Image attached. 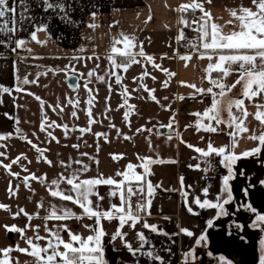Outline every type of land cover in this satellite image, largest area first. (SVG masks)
<instances>
[{"label": "crops", "instance_id": "obj_1", "mask_svg": "<svg viewBox=\"0 0 264 264\" xmlns=\"http://www.w3.org/2000/svg\"><path fill=\"white\" fill-rule=\"evenodd\" d=\"M13 0H9V6H12ZM17 12L15 20L17 31L14 33L0 34V40L4 44H0V88H8L10 91L0 92V135L11 134L8 139L0 140V152L6 154V157L0 156V161L3 165H7L11 160L16 159L19 151L26 145V139L22 140L21 124H20V105H24L25 101L20 98L19 87L21 89L29 88V83H22L20 85L18 80V72L21 68V63L24 65V70L28 71L27 64L35 65L37 63H45L48 70L51 66H57L65 58H72L73 56H81L79 61L90 62L95 58L89 60L87 57L98 56L99 58H107L110 54L111 41L113 38H118L122 32L129 36L136 37L137 48L134 51H139V45L142 43L143 50L146 55L152 56L156 64L160 68H154L152 64L147 63V73H156L159 77L157 85L156 100L160 105H167L168 111L155 122L149 125L147 132H145L144 140L146 144L143 145V152L146 153L145 158H150L154 161H160L149 165L150 175L146 177L151 182L153 187V195L148 197L146 195L147 186L145 185V195L141 197V202L151 199V206L141 213L142 220L136 225L134 229H130L127 225L122 229V232L127 233L125 239L132 245L133 248L139 247L137 240V233L142 232L145 238L149 241L144 245L143 251L152 250L154 255H158L164 261V264H184V254L192 249H195V260H189V264H224L219 258L224 257L225 261L231 260L225 257L221 252L208 257L207 253H211L208 249L209 241L207 239V232L213 230H224L227 236L234 235L239 241L247 243V239L243 235L244 226L248 234L256 239L257 258L260 253L259 241L264 232L258 228L251 227L255 220V213H252L244 207L249 204L247 197L244 195L242 189L252 185L249 188H254L260 185L264 189V185L260 181L264 180V152L259 158H247L237 162L234 170L237 176L230 185L233 190V203L225 205L229 212L227 216H220L217 218L218 209H200L193 201L199 197L201 201L208 199L216 202V197L220 193L222 186V175L227 174L226 170L219 166V157L208 158L211 163V168L208 172L203 169L208 167L204 158H197L199 154L187 147V144L206 149L207 143L211 140L216 147H220L229 142V137L226 134H214L204 131L197 132L194 127H186L190 124H195L197 116L190 113H203L211 104V96L197 95L195 99L191 98L194 89L184 86L181 82L186 84H195L197 88L209 87L207 82L201 81L204 75L202 70L208 64L207 59L198 60L195 57L188 62L187 67L185 61L178 58V55L186 54L180 43H177L176 37L179 35L180 29L183 28L184 33L188 30L191 32L190 36L193 39L196 33L190 28H185L179 24L178 21L183 15L186 19L194 20L202 15L197 10L195 13L189 11L187 13H179L177 9L182 4H190L192 0H61L65 5H71V10L68 15L72 23H66L60 16L62 13L43 10L42 0H26L27 11L19 5V0H15ZM56 2V0H53ZM203 4L204 10L209 12L212 17V22L225 26L224 32L233 30V25L239 22L235 21L229 14L230 9L239 10L241 6L256 10L252 0H199ZM23 12V17L21 13ZM96 13V18L93 21L91 13ZM31 17V19H28ZM151 17V19H149ZM4 19L9 21V27H12L13 16L9 13ZM229 20L233 24H227ZM96 23L99 25L96 29H89V23ZM46 24L47 31L37 32V38L40 41L48 40L46 44H38L31 41L30 34L36 30L37 25ZM109 25H113L109 27ZM195 27V25H193ZM50 36V39H49ZM25 39L27 41L25 48L16 49L15 41ZM123 49V44L116 45ZM83 47L84 52L79 49ZM31 49V51H28ZM119 63L121 57L118 54H112ZM143 60V58L137 57ZM45 61V62H44ZM132 66V65H131ZM130 66V67H131ZM129 67V68H130ZM45 69V70H46ZM167 69L169 75L163 71ZM129 70V69H128ZM131 71V70H129ZM128 76V75H127ZM215 76V73L214 75ZM239 78L238 72H233L224 81L227 85H232ZM78 79V78H77ZM165 83L167 86L165 87ZM156 86L151 85L148 87ZM78 88V87H77ZM76 88V89H77ZM218 91V90H217ZM242 86L237 85L230 93H227L220 104L221 116L227 120V108L229 101L241 96ZM185 97L181 100L179 97ZM27 99V96L23 95ZM167 98V99H165ZM83 102V101H82ZM260 98L253 101L245 100V107L249 113H255L256 103H261ZM26 111V107H23ZM235 112V108H233ZM7 114V115H5ZM33 117V118H32ZM52 120L56 115L32 112L28 113L27 120ZM131 119L132 114L130 115ZM174 118L171 128H168L170 120ZM204 120L203 123H207ZM249 132L243 134V138H238V146L235 149L237 154L245 150H250L257 146V142L250 141L247 136L255 133L259 135L261 131L260 123L253 118L252 115L247 117L245 121ZM226 133L228 129L222 124L220 126ZM163 132L160 133L159 129ZM19 129L20 131H15ZM151 131H148V130ZM155 129V130H152ZM168 130V131H167ZM25 131V129H24ZM172 138L169 139L168 137ZM204 139H201V138ZM136 140V139H135ZM186 143H184V142ZM136 142V141H135ZM77 145V144H76ZM56 150L63 152L65 149L56 148ZM67 150V149H66ZM78 150V149H77ZM142 163V161H141ZM199 165V169L196 168ZM191 166V167H190ZM15 165L11 168V173H14ZM54 169V168H53ZM55 172H57L54 169ZM243 171L245 176H240L239 172ZM62 171H58L60 174ZM136 173H143V168L138 167ZM81 174L80 178L84 179ZM22 177L11 175L4 167L0 166V204L9 205L10 211L0 210V249L15 246L25 248L27 245L21 239L19 233H7L3 225H16L20 228L25 227L28 223L27 217L23 213L19 217L13 219V214L18 212L14 203L19 200V185L22 183ZM183 178V183H181ZM53 179V178H52ZM51 182V181H49ZM11 184L15 195H10L8 189ZM64 186L66 183H62ZM208 188V193L205 196L203 189ZM99 193L105 196L101 202L105 210L109 209L110 203L119 205L118 198H111L107 196L109 186L101 185L98 187ZM185 193L187 195H185ZM226 198V197H225ZM93 206L96 204V197H91ZM191 207L192 214L188 211ZM77 215L81 214V208L75 205L70 208ZM258 213L264 214L260 208H255ZM34 214L35 212H27ZM150 213V214H149ZM48 213L39 212V217H44ZM212 220L213 226L208 227L207 221ZM242 220L245 222L243 225ZM149 225H156L158 232L153 233L149 229L143 228V222ZM31 225L34 227L40 225V235L44 236L43 230L44 221L40 218H33ZM66 223L73 233L81 234L87 237L90 232L84 225L93 224L92 220L85 217L82 221L75 219L68 221H49V227L54 224ZM117 221H103V226L108 233L105 237V252L106 259L109 264H160V261L149 260L143 255L133 257L127 249L121 246V240L117 239L113 244L108 241L111 235L115 232ZM242 225L243 227H237ZM181 229H187L192 232V236L186 235ZM160 233H167L162 235ZM27 236L34 235L31 228L25 233ZM205 235L206 240L201 241L200 245L196 244V240ZM64 239H68L67 233L63 234ZM41 244L44 241L40 242ZM113 247L118 251H113ZM13 264L18 260L19 264H24L26 260L32 258L13 251L11 254ZM214 259V260H213ZM258 264V261L257 263Z\"/></svg>", "mask_w": 264, "mask_h": 264}, {"label": "snow or ice", "instance_id": "obj_2", "mask_svg": "<svg viewBox=\"0 0 264 264\" xmlns=\"http://www.w3.org/2000/svg\"><path fill=\"white\" fill-rule=\"evenodd\" d=\"M211 2V0H208ZM253 5L256 10L253 11L251 8H246L241 6L237 11L235 9H230L229 14L235 21L239 23L233 25V30L229 32H224L223 28L225 26L216 24L212 22L211 14L204 10L203 4L199 0H192L190 4H182L177 9L179 13H187L189 11L195 13L199 10L202 15L194 20L186 19L181 15L178 23L183 25L185 28H190L196 33V36L193 39H188L183 31V28L180 29L179 35L176 37L177 43L184 42V46L190 48L192 51L183 55H178V58L185 61V66L187 67L188 62H190L194 57L198 60L207 59L208 64L206 68L202 70L204 75L201 77V81L207 82L209 87L197 88L195 84H186L181 82L182 85L194 89V92L191 98L195 99L197 95L200 96H211V104L205 109L203 113H190L191 115L197 116L195 124L187 125L186 127H194L197 132L204 131L207 133L214 134H226L229 137V142L223 146L216 147L214 146L211 140L208 141L206 149L196 147L194 145L187 144V147L191 148L193 151L199 154L197 158H204L205 163L208 164V167L203 169L204 172H208L211 168V163L208 158L210 157H219L218 164L222 166L227 174L222 175V186L220 193L216 197V202H212L208 199L201 201L199 197H196L193 201L194 204L198 205L200 209H218L217 218L220 216H227L229 212L225 208V205L233 203L234 196L233 190L230 185V181H233L237 172L234 170V166L238 161L247 158H259V156L264 152V102L256 103L255 113H249L245 107V100L253 101L256 98H260L261 101H264V0H252ZM43 10L48 12L52 10L53 12L62 13L60 19L66 23H72L68 13L71 10V5H65L61 0H42ZM19 5L27 11L26 0H19ZM17 12L16 2L13 0L12 6H9V0H0V34L14 33L17 31L15 14ZM9 13L12 14L13 19L11 21L12 27H9V21L4 19ZM23 17V12L21 13ZM91 17L93 21L96 18V13L92 12ZM31 19V17H28ZM151 19V17H149ZM227 24H233L232 20H229ZM195 25V27H193ZM113 25H109L112 27ZM89 29H96L99 27L96 23L92 22L87 25ZM47 31V25L41 24L36 26V30L30 34L31 41H34L38 44H46L48 40L40 41L37 38V32ZM50 39V36H49ZM5 42L0 40V44ZM27 41L25 39H19L15 41L16 49L25 48ZM123 44V49L117 47L116 45ZM136 37L129 36L124 33H120L118 38H113L111 41L110 54L107 56L109 63L112 66V70L107 72L106 75L114 76L115 83L121 84V76L117 74L116 69H122L127 71L128 68L137 63H141L137 57L143 58L146 63L152 64L154 68H160V65L156 64L152 56L145 54L143 50L142 43L139 45V51H134L137 48ZM31 51V49H28ZM80 52H84L85 49L81 47ZM112 54H118L121 57V61L117 63V60ZM99 59L98 56L93 57L89 56L87 59ZM73 60H81V56H73ZM68 67V66H66ZM99 67V65H97ZM73 74L76 73V69L72 66L69 69ZM163 71L169 75H174V73H168L167 69ZM238 72L239 78L232 85H227L224 81L228 76L233 72ZM215 73V76H213ZM82 75V74H80ZM95 75V70L89 71L88 77ZM149 75L145 70L139 79H143L144 76ZM70 79L72 77H69ZM97 80L104 81V76H97ZM155 79V77H152ZM137 79V78H134ZM24 83H29L27 79L24 80ZM237 85L242 86L241 96L239 98H234L232 101H229L227 108V120H225L220 112V104L222 98L232 91ZM167 84L165 83V87ZM73 89L79 87L78 82L76 84L70 85ZM84 87L91 93V89H88L87 83ZM123 92L121 95L124 97L125 103L120 107H124L127 104L129 93L127 88L121 84ZM144 91L149 92L150 95L154 93V89H148L146 85H141ZM19 90V89H17ZM109 90H111V84H109ZM139 90V89H135ZM134 90V91H135ZM218 90V91H217ZM8 88H0V92H9ZM37 99H39L37 97ZM152 99L156 100V97L152 95ZM167 99V98H165ZM179 99L183 100L185 97L181 96ZM79 101L73 102L69 100V104H72L73 107L78 105ZM88 104L92 105V98L88 100ZM134 107V106H130ZM235 108V112L233 111ZM63 111V109H61ZM7 115V114H5ZM89 116V127L88 128H79V129H69L68 125H57L54 121L47 123V119L42 121L40 131L45 132L47 128L52 127H61L64 130L65 136L67 137L69 131H79L81 134L85 132H90L92 123H95L91 119V107L87 111ZM129 113L125 112V119L127 120ZM252 115L255 120H257L261 125V131L259 135L253 133L247 136V139L250 141L257 142V146L253 147L250 150H245L242 153L237 154L235 152L236 147L238 146V138H243V134L248 133L249 129L245 123L247 117ZM73 117H76V112L72 113ZM204 120H207V123H203ZM174 118L170 120L167 125L168 128L172 127ZM224 125L228 131L225 133L224 129L220 126ZM47 125V127H46ZM114 127V125H110ZM15 131L19 132V129ZM145 131L142 127L137 129V132ZM148 131H151L150 129ZM49 137V142L51 140H56L59 142L51 132L47 133ZM97 137L105 136V133H96ZM11 134L0 135V140L8 139ZM22 140L26 139L23 135L20 136ZM169 139L172 137L169 136ZM128 139V137H125ZM201 139H204L203 137ZM184 142V141H182ZM27 143L32 145V148L40 154V158L44 160L49 166H52V161L47 160L44 157V152L47 149H40L35 144H32L31 140H28ZM186 143V142H184ZM74 148H79V145H73ZM81 155H87V153H82ZM0 156L6 157V154L0 152ZM24 159L27 157L24 156ZM114 160L122 158V156H117L113 154L112 157ZM21 157L18 156L16 159L11 160L7 165H3L0 161V166L4 167L11 175L19 177V173H11V168L15 164H19ZM138 159L142 161L139 165H133L129 163L126 166V170L118 171L116 173L117 177L121 179L117 180L113 177H104L103 174L98 175L97 177H91L87 179H81L80 176L83 172L89 170V166L82 164V161L75 160L70 163L60 162L62 169H69L72 167V163L81 165L79 168L72 169V171L65 176L63 172L53 180L50 184L46 185V188L49 192V195L53 198H59L62 201L71 202L81 208V214L77 215L71 209L67 208H57L56 205H51L50 208L46 209L47 215L44 217H39V212L37 211L34 214H28L24 209L20 208L18 212L13 214V219L20 216L21 213L27 217L28 223L25 224V227L20 228L16 225H3L7 233H19L21 239L25 242L27 247L21 248L19 244L15 246H9L3 249H0V264H13L11 253L13 251L19 252L21 254L31 257V260H26L24 264H109V261L106 259L105 252V237L108 235L106 232L103 221H117V227L115 232L111 235L108 243L113 244L117 239L121 240V246L133 256L136 257L138 254L147 257L149 260L160 261V264H164V261L158 255H154L152 250L143 251L144 245L148 244L149 241L145 238L142 232L137 233V240L139 242V247L133 248L132 245L125 239L127 233L122 232V229L127 225L130 229H134L138 223L141 222L142 216L141 213L145 212L151 206V199H147L145 202H138L133 208V197L138 199L145 195V185L147 186L146 195L151 197L153 195V185L150 181L146 179L150 175L149 165L152 163H157L160 161H154L150 158L139 157ZM142 167L143 173H136L135 168ZM191 167V166H190ZM196 168L199 169V165H196ZM23 171L27 172L26 167L23 168ZM240 176H245L246 174L241 171L239 172ZM25 187L30 191L31 185L30 181H37L42 185H45L46 175L37 177L34 173H30L27 176L21 178ZM246 179H250L246 177ZM66 183L69 187L67 189H62L60 185ZM181 183H183V178H181ZM261 185H264V180L260 181ZM101 185L109 186V191L107 196L111 198H118L119 205L115 203H110L109 209L105 210L102 206V201L105 199V196L100 195L98 187ZM249 185L242 189L244 195L247 197L249 193ZM10 195H15L16 192L13 190L11 184L8 189ZM203 194L206 196L208 193V188H204ZM185 195H187L185 193ZM96 197V204L93 206V201L91 197ZM226 197V198H225ZM246 209L252 213H255V220L253 221L251 227L258 228L264 232V214H260L257 210L252 207L251 204L244 205ZM43 208V201L41 200L37 203V209ZM0 210L10 211L9 205L0 204ZM188 211L192 214L193 212L191 207L188 208ZM150 214V213H149ZM85 217L93 221V224L84 225L90 232L87 237H83L81 234L73 233L69 226L66 223L54 224L52 227H49V221H68L75 219L77 221H82ZM33 218H40L44 221L43 230L45 232L44 236H41L40 225L32 226L31 220ZM143 228L149 229L153 233L158 232L156 225H149L146 221L142 224ZM207 226L212 227L213 221H207ZM237 227H243L242 225H237ZM31 228L34 235L32 237L27 236L25 233ZM188 236H192L193 233L187 229H181ZM67 233L68 239L65 240L63 234ZM162 235H168L167 233H160ZM206 240L205 235H201L197 240L196 244L200 245L201 241ZM44 241L43 244L40 242ZM260 253L258 255L257 261L258 264H264V236L261 237L260 241ZM113 251H118L113 247ZM212 255V253H208ZM195 260V249L190 250L184 254V264H189V260ZM224 264H231L230 261H225L224 257L219 258ZM15 264H19V261L16 260Z\"/></svg>", "mask_w": 264, "mask_h": 264}, {"label": "rangeland", "instance_id": "obj_3", "mask_svg": "<svg viewBox=\"0 0 264 264\" xmlns=\"http://www.w3.org/2000/svg\"><path fill=\"white\" fill-rule=\"evenodd\" d=\"M139 60L141 63L133 64L128 68L131 71L115 70L122 78L121 84L127 88L130 94L124 107H120L125 103L124 97L121 95L123 92L121 84L115 83L114 76L106 75L112 70L107 58L94 59L90 62L65 58L57 66H51L48 70L46 69L47 64H43L41 61L35 65L27 64L28 71L24 70V65L21 63L18 72L19 83L21 85L25 79L29 81V88L25 91L19 87L20 98L25 101V106L20 105L19 110L21 133L24 132L23 136L26 137L27 146L19 151L18 156L21 159L19 164H15L16 168L13 169L15 170L14 173H19L21 177L30 173H34L37 177L46 175V181L45 185L34 180L30 181L31 191L25 187L23 182L19 185L21 194L19 200L14 201L17 211L22 208L25 212H47L46 209L50 208L51 205H56L58 209L75 207V204L71 202L51 197L46 188V185L50 184L49 181L59 176L58 171H62L67 176L72 169L81 167V165L72 163V167L65 170L61 168V161L70 163L80 160L82 164L88 165L89 170L82 173L84 179L103 174L104 177H113L119 180L121 177L116 176L118 171L126 170L129 163L141 164L138 156L145 158L146 153L143 152V145L147 143L143 135L147 132L149 125L156 121V118L167 113L168 106L160 105L157 100L152 99V95L155 97L157 95L156 87L159 77L156 73H149L143 79H139L143 73L141 69H146L147 66L144 60ZM72 66L76 69L75 74L69 70ZM92 70H95V75L88 77L89 71ZM70 76L78 78L79 87L77 89L73 90L67 86L66 81ZM97 76H104V81L97 80ZM85 83H87L88 89H91V93L84 87ZM109 84H111V90H109ZM141 85L147 87L148 85H156L152 88L148 87V89H154V93L150 95L149 92L143 90ZM23 95L27 96L28 100L24 99ZM90 97L92 98L91 106L88 104ZM70 99L73 102L79 101L78 105L73 107L72 104H69ZM23 107H26V111ZM89 107H91V119L96 122L90 125L91 131L84 134L78 130L69 131L66 137L61 127L47 128V131L42 132L40 127L44 119L34 120L33 117L30 121L26 119L28 113L36 111L41 116L45 114L56 115L55 119L47 120V123L54 121L57 125L66 124L69 129L88 128L89 116L87 111ZM74 111L76 117L72 116ZM125 112L129 113L127 120L125 119ZM110 125H114V127H110ZM142 127L145 131L137 132V129ZM48 132H51L59 142L57 143L56 140L49 142ZM96 133H105L106 138L105 136L97 137ZM28 140H31L32 144L40 149H47L44 152V157L52 161V166L40 158V154L32 148L31 144L27 143ZM76 144L79 145V148L73 147ZM56 148L65 150L60 152ZM82 153H87V155H81ZM113 154L122 156V158L114 160ZM24 156L27 158L24 159ZM24 167L28 169L27 172L23 171ZM134 170L137 171L138 167ZM60 187L67 189L69 186L66 184L65 188L63 185ZM41 200L43 201V208L37 209V203ZM208 257L210 258V255Z\"/></svg>", "mask_w": 264, "mask_h": 264}, {"label": "water", "instance_id": "obj_4", "mask_svg": "<svg viewBox=\"0 0 264 264\" xmlns=\"http://www.w3.org/2000/svg\"><path fill=\"white\" fill-rule=\"evenodd\" d=\"M70 77L72 78H68L66 84L70 89H73L72 87H70V85L76 84L78 82V79L76 76ZM159 131L161 133L163 132V129L160 128ZM247 200L249 204L252 205V207H257L264 211L263 187L260 185H256L254 188H249ZM242 223L243 225H245V222L243 220ZM243 235L247 239V243L239 241V239L234 235L227 236L224 230L211 229L207 232V239L209 241L208 249L211 251V253L214 254L221 252L234 264H256V239L248 234L245 226Z\"/></svg>", "mask_w": 264, "mask_h": 264}, {"label": "built area", "instance_id": "obj_5", "mask_svg": "<svg viewBox=\"0 0 264 264\" xmlns=\"http://www.w3.org/2000/svg\"><path fill=\"white\" fill-rule=\"evenodd\" d=\"M184 34H185V36H186L188 39H191V38H192V37H191L189 34H187L186 32H185ZM180 44H181V46H182L184 52L189 53V52L192 51L190 48L184 46V42H183V41L180 42ZM138 202H141V199H140V198L138 199L137 197H133V200H132L133 208H135V204L138 203Z\"/></svg>", "mask_w": 264, "mask_h": 264}, {"label": "trees", "instance_id": "obj_6", "mask_svg": "<svg viewBox=\"0 0 264 264\" xmlns=\"http://www.w3.org/2000/svg\"><path fill=\"white\" fill-rule=\"evenodd\" d=\"M186 33H187V34H189V35L191 34V32H190V31H188V30L186 31ZM213 75H214V73H213Z\"/></svg>", "mask_w": 264, "mask_h": 264}]
</instances>
